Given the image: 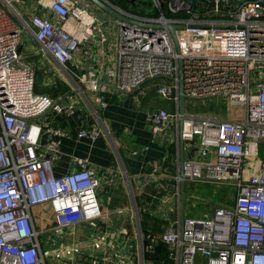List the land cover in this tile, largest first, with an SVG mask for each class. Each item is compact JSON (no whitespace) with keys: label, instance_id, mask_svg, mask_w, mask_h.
Instances as JSON below:
<instances>
[{"label":"built area","instance_id":"obj_1","mask_svg":"<svg viewBox=\"0 0 264 264\" xmlns=\"http://www.w3.org/2000/svg\"><path fill=\"white\" fill-rule=\"evenodd\" d=\"M206 1L195 10L185 0H150L157 17L110 3L145 25L137 26L96 14L86 0H38L41 8L27 12L17 8L22 0H0V264H73L80 252L71 245L74 229L97 227L103 217V182L87 160L83 168L54 173L60 138L70 134L37 121L50 112L71 116L76 104L36 91V70L20 52L25 32L69 79V65L82 47L106 46L115 33L104 74L81 78L90 94L129 95L160 80L158 95L176 107L152 115L162 120L160 130H173L178 138L182 130L184 143H197L183 168L188 181L232 185L233 202L217 206L212 217L163 227L161 241L174 264H264V5ZM169 26H185L176 31L179 47ZM180 63L185 101L217 98L241 106L242 118L180 114ZM98 102L106 107L104 99ZM105 132L87 129L78 137L96 140ZM45 133L52 140L43 144ZM175 179L181 181L180 171Z\"/></svg>","mask_w":264,"mask_h":264},{"label":"crops","instance_id":"obj_2","mask_svg":"<svg viewBox=\"0 0 264 264\" xmlns=\"http://www.w3.org/2000/svg\"><path fill=\"white\" fill-rule=\"evenodd\" d=\"M18 6L23 7L24 12L41 8L38 0H22ZM114 40L112 36L106 46L100 42L85 44L69 65L72 79L65 77L53 59L38 51L33 39L23 44L22 52L27 61L30 59L42 66L50 77L48 93L38 90L39 79H36L38 93L48 94L64 105L76 104V111L71 116L50 112L37 121L42 126L49 124L70 134L60 138L61 158L54 167L55 175L62 176L83 168L87 160L86 167L94 169L103 182L100 195L103 217L97 227L89 224L74 229L71 245L80 252L73 264H91L95 259L100 262L110 259L106 264H162L150 254L163 231L153 234L151 229L157 219L166 222L162 229L174 220L182 219L181 181L178 183L175 179L180 171V136L178 138L175 131L173 134L161 131L162 120L152 115L159 109L173 112L176 107L158 95L157 81L147 83L129 95L120 96L115 91L100 96L90 94L89 85L81 82V78L92 80V74H104L108 59L113 56L114 45L111 44ZM78 87L83 90L81 94ZM52 89L59 92L57 97L52 95ZM98 98L105 100L106 107H100ZM192 103L190 100L184 103L189 114H193L190 111ZM94 110L98 111L99 118ZM100 127L106 132L96 140L78 137L82 130ZM51 140L48 134L43 135V144ZM184 145L186 161L195 155L197 143L185 142ZM192 184L185 180L187 195ZM227 186L233 190L232 185ZM187 203L188 197L184 200L185 218L194 214L188 210ZM120 210H123L122 214H118ZM150 246L154 249L149 250Z\"/></svg>","mask_w":264,"mask_h":264},{"label":"rangeland","instance_id":"obj_3","mask_svg":"<svg viewBox=\"0 0 264 264\" xmlns=\"http://www.w3.org/2000/svg\"><path fill=\"white\" fill-rule=\"evenodd\" d=\"M93 11L98 15H107L103 13L101 10L96 8L94 5ZM17 8L24 12V8L17 5ZM24 40L25 42H32V39L28 33L25 32L24 34ZM32 60V59H31ZM27 63L34 64L33 60L27 61ZM37 61V60H36ZM34 61V62H36ZM34 68L39 70L38 72V79L37 80V88L41 92H47L49 90V79L48 75H46L45 69L42 68V66H38L37 63H35ZM38 67V68H37ZM63 70L61 69V72ZM62 76H64L62 74ZM73 84V83H71ZM125 97V96H124ZM126 98V97H125ZM163 100V99H162ZM195 106V107H193ZM188 107V105H187ZM188 112V109L184 110V112ZM190 111L193 114L205 116V117H215L217 119H233V118H242V108L241 106H232L227 102H224L220 99L214 98V99H207V100H196L193 101V103L190 106ZM169 134H173V130H169ZM101 191L102 188L98 190L99 199L101 201ZM188 203L187 208L190 211H193L191 216L193 218L198 217H206L209 215V217H212L214 215V211L217 206L224 204H231L234 200V191L228 188L225 184H213V183H207V182H193L192 186L188 188ZM225 196L227 199H225ZM224 199V201H223ZM196 215V216H195Z\"/></svg>","mask_w":264,"mask_h":264},{"label":"water","instance_id":"obj_4","mask_svg":"<svg viewBox=\"0 0 264 264\" xmlns=\"http://www.w3.org/2000/svg\"><path fill=\"white\" fill-rule=\"evenodd\" d=\"M87 2L91 3L92 5H94L96 8H98L99 10H101L103 13L107 14L108 16H111L119 21H122L126 24H135L137 26H145L140 24L137 21L131 20L130 18L124 16L123 14H121L120 12H118L116 10V8L114 6H112L110 3H108L106 0H86ZM129 2H134L135 0H127ZM162 4L167 3L168 0H159ZM186 2L190 3L193 8L196 10L198 7V3L199 2H207L206 0H185ZM221 2H237V3H241V2H245L246 0H218ZM260 1V3H262L264 5V0H257ZM169 29L173 35V38L176 41V44L178 46V39L176 36V31L177 30H183L185 29V26H169ZM179 47V46H178ZM23 47L20 48V52H22ZM179 112L180 114L184 113V102H185V92H184V83H183V65L182 63H180V71H179ZM159 123H161L160 120H158ZM181 131L180 130V177H181V197H182V220L185 218L184 215V200L186 197H189L186 193H185V180L187 179L184 172H183V168H184V164H185V158H184V141L181 137Z\"/></svg>","mask_w":264,"mask_h":264},{"label":"trees","instance_id":"obj_5","mask_svg":"<svg viewBox=\"0 0 264 264\" xmlns=\"http://www.w3.org/2000/svg\"><path fill=\"white\" fill-rule=\"evenodd\" d=\"M112 5L118 6L121 9L140 16H149V17H157L159 13H156L152 10V4L150 0H135L134 2H129L127 0H108ZM201 2L199 6H202ZM237 4V2L235 3ZM29 58V57H28ZM38 68V67H37ZM36 70V79H38V72L39 70ZM157 87L161 84L160 80H156ZM54 91V92H53ZM50 92V90H48ZM52 95L58 96L59 92L56 91V89H52ZM165 221L162 220H155L153 222V230L151 229V233L153 234H160V232L163 231L162 226L165 224ZM147 238V237H146ZM147 240V239H146ZM149 242V240L147 241ZM154 259L159 261L162 264H174L173 261L169 258V251L167 248V245L161 241V239L158 238V243L155 246V250L152 254H150Z\"/></svg>","mask_w":264,"mask_h":264},{"label":"flooded vegetation","instance_id":"obj_6","mask_svg":"<svg viewBox=\"0 0 264 264\" xmlns=\"http://www.w3.org/2000/svg\"><path fill=\"white\" fill-rule=\"evenodd\" d=\"M201 2L198 3V5L200 4ZM233 5L236 3V2H231Z\"/></svg>","mask_w":264,"mask_h":264}]
</instances>
